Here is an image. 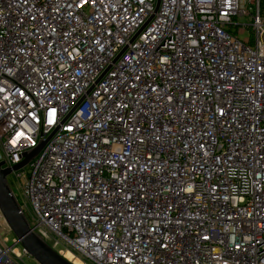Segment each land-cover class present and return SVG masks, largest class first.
Here are the masks:
<instances>
[{
    "label": "built area",
    "instance_id": "obj_1",
    "mask_svg": "<svg viewBox=\"0 0 264 264\" xmlns=\"http://www.w3.org/2000/svg\"><path fill=\"white\" fill-rule=\"evenodd\" d=\"M157 1L0 0L8 182L80 264H264V0Z\"/></svg>",
    "mask_w": 264,
    "mask_h": 264
},
{
    "label": "water",
    "instance_id": "obj_2",
    "mask_svg": "<svg viewBox=\"0 0 264 264\" xmlns=\"http://www.w3.org/2000/svg\"><path fill=\"white\" fill-rule=\"evenodd\" d=\"M160 0L157 1L156 11L159 7ZM83 104V102H82ZM44 143L38 148L25 154V160L12 169H4L3 162H0V213L14 234L16 243L19 244L26 254L31 257L37 264H72L61 254L56 252L39 234L35 233L26 215L22 212L21 207L14 196L8 176L12 171H19L30 163L41 151Z\"/></svg>",
    "mask_w": 264,
    "mask_h": 264
},
{
    "label": "rangeland",
    "instance_id": "obj_3",
    "mask_svg": "<svg viewBox=\"0 0 264 264\" xmlns=\"http://www.w3.org/2000/svg\"><path fill=\"white\" fill-rule=\"evenodd\" d=\"M244 22L246 24H249L248 20H244ZM9 182L11 183L12 190H13L15 196L17 197V200H18L19 204L22 205V206L27 204V202H26V200L24 198L23 192L21 190V187L18 184V182H16V180H15V176H13V175L10 176L9 177ZM27 205H28V207H30L29 204H27ZM24 212H25V215L28 217V219L30 221V224L32 226H34V221L32 219V216L30 214L29 209L24 207ZM0 215H1V213H0ZM3 239H7V242L5 244L3 243ZM14 240H15L14 234L9 230V228L6 225L3 217H1L0 218V245L2 247H6V246L11 247L14 244L13 243ZM47 242L52 247H53L55 242H58V245L54 248V250L56 252H59L60 250L70 249V247L60 237H58L55 234H49V239L47 240ZM16 247L23 254L22 247L19 246V245H17ZM22 260H23L22 264H37L31 257H29L27 255H23Z\"/></svg>",
    "mask_w": 264,
    "mask_h": 264
},
{
    "label": "bare ground",
    "instance_id": "obj_4",
    "mask_svg": "<svg viewBox=\"0 0 264 264\" xmlns=\"http://www.w3.org/2000/svg\"><path fill=\"white\" fill-rule=\"evenodd\" d=\"M47 242V241H46ZM48 243V242H47ZM50 245V244H49ZM59 253V252H58ZM60 254V253H59ZM62 256V255H61ZM63 257L65 258V259H67L68 261H70L72 264H80V262L78 261V260H76V259H74L73 257H72V255L71 254H69V253H67V254H63Z\"/></svg>",
    "mask_w": 264,
    "mask_h": 264
}]
</instances>
